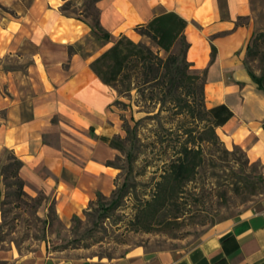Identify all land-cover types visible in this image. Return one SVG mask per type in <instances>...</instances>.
Returning <instances> with one entry per match:
<instances>
[{
	"label": "crops",
	"instance_id": "0c3cea01",
	"mask_svg": "<svg viewBox=\"0 0 264 264\" xmlns=\"http://www.w3.org/2000/svg\"><path fill=\"white\" fill-rule=\"evenodd\" d=\"M0 2L11 10L0 13V155L10 153L21 164L22 181L54 196L62 219L110 195L117 176L107 162L118 150L101 137L118 131V96L90 63L121 35L141 41L136 27L163 12L187 22L186 58L192 70L205 71L206 107L225 105L233 113L216 130L225 148H239L264 168V92L244 65L253 15L264 0H99V23L111 42L87 55L65 51L81 46L91 28L62 15L57 0ZM46 42L59 51L48 55ZM6 61L16 68H6ZM0 264H264V201L217 223L187 249L137 247L114 259L78 260L10 250L0 251Z\"/></svg>",
	"mask_w": 264,
	"mask_h": 264
},
{
	"label": "rangeland",
	"instance_id": "374dc122",
	"mask_svg": "<svg viewBox=\"0 0 264 264\" xmlns=\"http://www.w3.org/2000/svg\"><path fill=\"white\" fill-rule=\"evenodd\" d=\"M57 1L62 15L88 25L92 26L99 16L96 0ZM2 12L11 10L0 2ZM253 18L255 33L264 32L262 5ZM139 42L152 46L143 36ZM101 43L89 35L73 51L95 54ZM44 45L48 55L59 51L47 42ZM4 65L16 68L14 62L6 61ZM251 66L255 69L257 63L251 62ZM120 100L130 103L131 107L123 112L116 106L115 109L129 121L133 138L124 143L123 152L117 151L113 160L107 162L117 171L114 193L87 203L69 219H62L56 212L54 196L34 183L23 181L20 192L15 179L7 173L9 170L5 172L13 163L11 154L0 155V251L12 250L19 255L42 251L59 259L78 260L114 259L137 247L147 251L187 249L217 223L253 212L263 203L264 168L260 163L249 162L235 147L227 149L229 154L216 152L213 161L207 158L195 179L183 187L177 203L151 219L152 230H138L140 209L152 199L163 170L158 158L161 149L150 143L157 129L164 126L167 113L157 115L159 106L146 109L145 104L137 103L134 93L130 102L125 98ZM119 120L113 139L127 137Z\"/></svg>",
	"mask_w": 264,
	"mask_h": 264
},
{
	"label": "trees",
	"instance_id": "16d2710c",
	"mask_svg": "<svg viewBox=\"0 0 264 264\" xmlns=\"http://www.w3.org/2000/svg\"><path fill=\"white\" fill-rule=\"evenodd\" d=\"M238 24H242L240 19ZM89 26L91 36L102 42L100 48L111 42L110 35L99 23V16ZM186 27L187 22L177 14L163 12L135 29L152 46L136 43L121 35L90 63V69L97 78L116 92L118 99L114 106L121 112L131 106L120 98L130 102L134 93L137 103L145 104L146 109L159 106L157 115L167 113L164 126L157 129L155 139L150 143L161 149L158 158L163 170L152 199L141 207L138 215L141 221L137 222V229L144 232L152 230L151 219L160 211L177 203L183 187L195 179L207 158L213 161L216 152L230 153L216 130L229 121L233 113L225 105L206 107L205 71L195 72L187 61L189 43L184 35ZM70 50L74 52L73 48ZM251 62L257 63L255 69ZM244 65L252 81L264 92V32L253 34L246 48ZM119 118L127 137H101V140L123 152L124 143L132 141L133 135L129 121L123 115ZM130 120L134 122L132 115ZM20 165L13 159L5 172L9 170L7 173L15 179L14 184L22 192ZM101 198L103 196H97V200Z\"/></svg>",
	"mask_w": 264,
	"mask_h": 264
}]
</instances>
